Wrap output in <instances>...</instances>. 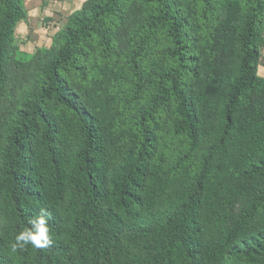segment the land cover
<instances>
[{
    "label": "trees",
    "instance_id": "obj_1",
    "mask_svg": "<svg viewBox=\"0 0 264 264\" xmlns=\"http://www.w3.org/2000/svg\"><path fill=\"white\" fill-rule=\"evenodd\" d=\"M231 2L86 0L20 59L0 0V264H264V0Z\"/></svg>",
    "mask_w": 264,
    "mask_h": 264
},
{
    "label": "rangeland",
    "instance_id": "obj_2",
    "mask_svg": "<svg viewBox=\"0 0 264 264\" xmlns=\"http://www.w3.org/2000/svg\"><path fill=\"white\" fill-rule=\"evenodd\" d=\"M86 0H24L25 17L16 24L12 46L17 58L28 59L39 49L59 47L63 31L70 16L79 10ZM228 5V21L238 24L231 0H222ZM161 44V40L158 41ZM216 50H222V37L216 39ZM259 74L264 76V43L261 45Z\"/></svg>",
    "mask_w": 264,
    "mask_h": 264
},
{
    "label": "clouds",
    "instance_id": "obj_3",
    "mask_svg": "<svg viewBox=\"0 0 264 264\" xmlns=\"http://www.w3.org/2000/svg\"><path fill=\"white\" fill-rule=\"evenodd\" d=\"M50 213L46 208H41L39 213L30 216L26 227L22 228L16 236L15 242L11 245V250L23 251L29 245L34 249H46L53 243L50 235Z\"/></svg>",
    "mask_w": 264,
    "mask_h": 264
}]
</instances>
